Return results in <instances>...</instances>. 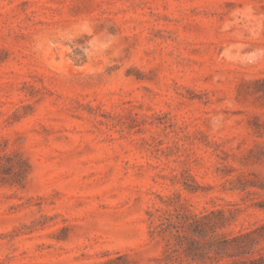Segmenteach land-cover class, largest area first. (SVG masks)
Wrapping results in <instances>:
<instances>
[{"label": "rangeland", "instance_id": "1", "mask_svg": "<svg viewBox=\"0 0 264 264\" xmlns=\"http://www.w3.org/2000/svg\"><path fill=\"white\" fill-rule=\"evenodd\" d=\"M173 207L264 224V0H0V264H165Z\"/></svg>", "mask_w": 264, "mask_h": 264}, {"label": "trees", "instance_id": "2", "mask_svg": "<svg viewBox=\"0 0 264 264\" xmlns=\"http://www.w3.org/2000/svg\"><path fill=\"white\" fill-rule=\"evenodd\" d=\"M155 216L148 211L151 234H160L165 239V264H263L264 246L257 244L264 239V224L254 229L235 233L219 231L226 218L221 210L196 213L181 207L157 209ZM220 215V220L215 216ZM154 217L156 222L154 223ZM258 253V258L247 263L240 257Z\"/></svg>", "mask_w": 264, "mask_h": 264}]
</instances>
